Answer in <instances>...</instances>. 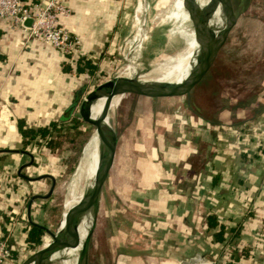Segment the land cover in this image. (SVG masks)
<instances>
[{
    "label": "crops",
    "instance_id": "0c3cea01",
    "mask_svg": "<svg viewBox=\"0 0 264 264\" xmlns=\"http://www.w3.org/2000/svg\"><path fill=\"white\" fill-rule=\"evenodd\" d=\"M135 1L69 0V16L59 25L79 40L76 55L0 19V238L3 228L13 251L5 264H19L36 250L24 241L29 219L46 227L38 219L54 206V189L47 198L31 197L47 192L44 175L54 188L64 167L57 149L23 148L17 121L36 128L78 119L77 107L67 110L111 66ZM253 1L263 14L264 0L231 3L242 14ZM255 86L247 99H226L218 109L196 103L180 122L181 95L124 97L114 110L121 134L114 130L109 169L114 190L107 214L122 201L108 239L111 264H264V77Z\"/></svg>",
    "mask_w": 264,
    "mask_h": 264
},
{
    "label": "rangeland",
    "instance_id": "374dc122",
    "mask_svg": "<svg viewBox=\"0 0 264 264\" xmlns=\"http://www.w3.org/2000/svg\"><path fill=\"white\" fill-rule=\"evenodd\" d=\"M194 1L197 5V16L194 22L191 23L189 18L192 16L193 0H191L190 4L186 3L189 6L187 8L183 6L182 0H148L145 1L144 11L141 7V0H136L131 11L129 31L118 53L114 55L111 66L106 70L104 77L100 78V81L97 82L98 85L104 84L112 79L116 70L122 65L125 66V73L127 67L134 70L133 66L138 61H151V66L145 71V74L134 76V71L131 74L136 84L133 89V95L151 98L148 95V92H150L148 89L141 95L139 91L140 85L149 84L154 86L162 84L163 82L177 83L171 79L159 78L150 72L154 68L168 65L187 47L190 40V31L194 33L198 41L197 48H199V43L205 35L204 21L208 22L211 26H219L222 22L220 9L208 19L206 5L209 2L207 0ZM251 5L255 8L251 6L245 9L242 14H240L241 9L235 11V8L233 9L232 7L234 15H240L228 32L221 47L217 50L207 73L194 89L191 107L197 103L209 108L212 104L213 107L218 109V107L223 106L226 99L241 98V95L248 91L251 92L252 85L257 84L264 77V13L261 14L255 1ZM181 10L184 13H177L178 17H175L174 13ZM142 16L145 19L142 43L132 53L129 61H126L125 54L138 33ZM155 19L157 21L154 22ZM161 38L164 40L163 45L159 43L157 47L152 49L151 56L147 59L145 53L148 41L154 44V39L160 40ZM195 57L198 58L197 54L192 51L193 59L190 58V60H194ZM179 64L175 63L167 69L173 70ZM183 101L184 98L181 96V104ZM99 102L100 100L92 107V119ZM114 110L112 109L108 112V124L120 135L121 130L116 126L118 118ZM78 121L79 132L74 133L75 130H67V133L63 132L59 138L62 148L59 146L54 153H57L59 158L63 155L62 161L64 167L58 171L60 175L57 176V182L53 188L51 203L54 206L45 209L43 214L41 213V216H39L41 220L38 219L49 230L57 233V236L60 235L58 225L67 201L69 198L75 197L84 191L89 182L87 176L88 168L83 160V151L93 134V130L90 125L82 122L79 118ZM99 147H102L100 141ZM109 173L108 169L103 183L101 202L96 204V206L100 207L98 213L100 219L98 220L97 217L91 227H84L85 236L90 233V238L85 253L78 264H111L113 260L108 239L111 233L114 232L115 221L111 220L112 222L110 223L108 220L107 210L109 207L107 205V197H109V194H112L114 189L111 185V179H109ZM84 178L86 180L85 182ZM117 226L119 225L117 224ZM117 229L119 228L117 227ZM83 238L79 239V246ZM49 241V236L43 235L41 244L36 249L46 245ZM72 241L74 240L71 239L67 243ZM67 252L71 253L73 250L69 248ZM79 256V252H76L75 255L68 256L64 250H57L50 256V260L51 264H61V260L68 259V263L65 262V264H70Z\"/></svg>",
    "mask_w": 264,
    "mask_h": 264
},
{
    "label": "bare ground",
    "instance_id": "6f19581e",
    "mask_svg": "<svg viewBox=\"0 0 264 264\" xmlns=\"http://www.w3.org/2000/svg\"><path fill=\"white\" fill-rule=\"evenodd\" d=\"M183 1V6L185 8L189 7ZM209 3L206 5L207 7V18L210 19L212 15L218 10H221L222 13V22L219 26H211L208 22L204 21L205 35L204 38L199 43V48H197L198 41L194 35L190 31V40L187 44V47L168 65L160 66L158 68L152 69L150 73H153L159 78H164L167 80H174L177 83L172 82H163L162 84L151 86L149 84H144L139 86V91L141 95H143L147 89L150 90L148 92L151 98L156 97H169V96H178L179 94V84L182 79L186 76L189 69L190 58L192 57V51L197 54L199 58V62L201 67L206 64L208 59V51L216 45L219 40L222 31L230 22L231 15L226 12V8L224 6L223 0H207ZM205 7V8H206ZM184 13L183 10L177 11L174 13L175 17H178L177 13ZM159 17V16H158ZM157 17V18H158ZM153 19V18H152ZM207 19V20H208ZM157 21L156 19L154 22ZM194 39H193V38ZM196 39V40H195ZM194 56V55H193ZM175 63H180L173 70L167 69ZM151 66L150 62L138 61L134 64V76H138L141 74H145V71ZM126 77L125 66H120L114 76L112 77L113 83L111 88L115 91L118 90L124 83ZM119 96L115 95L112 97L109 108L105 111L102 110V106L105 102V98H99L100 102L97 106V109L94 113L93 119H96L98 116L100 120L108 124V112L112 110L113 107L117 104ZM92 119V118H91ZM99 137L93 130V134L89 141L86 144V147L83 151V160L86 163L88 168L87 176H88V184L84 191L80 192L77 196L69 198L66 203V207L64 209L63 215L59 221L58 229L60 235H58V239L61 242V246L67 244L69 240L81 239L85 236L84 227H91L97 217L100 210L99 206H96L98 202H101L102 197V188L103 183L105 181V176L108 172V165L105 159V151L102 147H99ZM86 178V175H85ZM84 178V182L86 181ZM95 188H98V196L97 202L94 206H90L84 211H80L78 207L81 205L82 200L87 196H91L94 193ZM100 218L98 217V220ZM79 245L74 248H71L73 251L78 249ZM75 255V254H74Z\"/></svg>",
    "mask_w": 264,
    "mask_h": 264
},
{
    "label": "water",
    "instance_id": "95a60500",
    "mask_svg": "<svg viewBox=\"0 0 264 264\" xmlns=\"http://www.w3.org/2000/svg\"><path fill=\"white\" fill-rule=\"evenodd\" d=\"M223 3L226 8V12L229 13V15H231L230 22L222 31L221 36L219 40L217 41L216 45H214L213 48H211L208 51V59L205 65L201 67L199 58L195 57L194 60H192L193 58L191 57L192 59L189 62L188 72L179 84V94L182 96V98H184V101L181 104V107L175 112L177 122H180L183 119L185 111L187 112L191 110V102L193 99L192 93L194 92V89L197 87L201 79L207 73L217 50L221 47L228 32L230 31V29L235 23L236 18L233 13L232 4L230 0H223ZM144 5H145V0H141V7L143 11H144ZM173 6H174V1H173ZM196 16H197V5L195 1L193 0L192 16L189 18V21L193 23ZM29 22H30L29 20L25 21V23L27 24H29ZM144 26H145V19L142 16L140 28L138 30L136 38L132 46L128 49V51L125 54L126 61H129L132 53L135 52L137 47L139 46L142 40V37H143ZM132 73H133V70L130 67H127L124 83L118 90L115 91L114 89L111 88L113 80L110 79L108 82L104 84L96 85L94 88L87 90L81 97V100L79 102H77V100H74L67 110V115H68L74 107H77L76 109L77 117L82 122L90 125L92 127V130L95 131L105 151V159H106L109 169L111 168L113 161H114V157H115L117 136L114 130L109 125L103 123L100 120L99 116L96 119H91L89 110H90L91 104L99 98H102V97L105 98V102L101 110L103 112L109 108V104L113 96L115 95L119 96L117 104L113 107V109H116L117 107L120 106L121 101L124 99V97L133 95L134 94L133 89L136 84H135L134 79L131 77ZM30 158L32 162V156ZM44 176L50 179V185H49L47 192L44 195H32L31 200H33L34 198H47L50 195L53 189V186H54V180L48 175H44ZM34 179L35 178H31V180H34ZM97 196H98V188H95L93 195L87 196L86 198H84L82 200L81 205L78 207V209L80 211H84L88 207L94 206L97 202ZM121 207H122V201L116 200L111 212L107 214L108 220L110 223L114 221L115 217L120 213ZM29 222L32 225H35L39 227L40 229H42L49 236L50 241L46 243V245L41 246L40 248L32 252L20 264H51L50 256L54 254V252H56L57 250H64L65 254L68 256L74 255L76 252H79L80 256L74 259L70 264L79 263L83 254L85 253L87 243L90 238V233H88L82 239L78 249H76L75 251L71 253H68L67 249L76 247L79 244V239H76L70 243H67L60 248L61 242L58 239L57 233L52 232L51 230H49L48 228L42 225L32 222L30 219H29ZM65 262L68 263V259L61 260V264H65ZM180 264H190V262L180 263Z\"/></svg>",
    "mask_w": 264,
    "mask_h": 264
},
{
    "label": "built area",
    "instance_id": "2783aa9c",
    "mask_svg": "<svg viewBox=\"0 0 264 264\" xmlns=\"http://www.w3.org/2000/svg\"><path fill=\"white\" fill-rule=\"evenodd\" d=\"M68 1L43 0L24 4L21 0H0V19L19 26L28 37L37 38L63 53L76 55L79 50V40L59 25V19L69 16ZM26 20L30 21L28 25L25 24ZM135 38L136 36L134 40ZM8 260L9 249L6 240L0 239V264H5Z\"/></svg>",
    "mask_w": 264,
    "mask_h": 264
},
{
    "label": "trees",
    "instance_id": "16d2710c",
    "mask_svg": "<svg viewBox=\"0 0 264 264\" xmlns=\"http://www.w3.org/2000/svg\"><path fill=\"white\" fill-rule=\"evenodd\" d=\"M154 41H155L154 44L149 41L147 43V49H146V55H145L147 59H149V57L151 56L150 54L152 52V49L157 47L159 43L160 45H163L164 43V40L162 38L160 40L154 39L153 42ZM147 62H150V61H147ZM87 64H88V60L84 59L82 61V67L86 66ZM80 68L81 67H78L77 70H80ZM256 86L255 84L252 85V91L251 92L248 91L245 94L241 95V98L247 99L249 96H251L252 92L257 89ZM79 129H80L79 121L78 119H75V118L71 119L70 124L69 123L64 124L63 122H60V121L59 122L51 121L47 126H39L36 128L27 127L24 125L22 121H17V130L21 136V143H22L23 148L27 146L28 144H31V146L38 147L40 145H43L49 148L50 150H56L60 146L59 138L61 137V134H63V132L67 133V130H75L74 133H76V132H79ZM68 135H70V133H68ZM212 220H213L212 217H209L208 224L212 223ZM2 230L5 234V230L3 228ZM4 234L3 236H5ZM43 234H44V231L40 229L39 227L32 225V224L29 225V228L27 230L25 240H24L26 247L29 248L31 251L35 250L36 247H38L41 244ZM3 236L0 239H4ZM12 253L13 251L9 250V257H12ZM225 264H230V262H226Z\"/></svg>",
    "mask_w": 264,
    "mask_h": 264
}]
</instances>
